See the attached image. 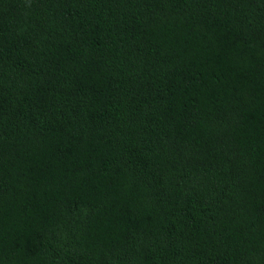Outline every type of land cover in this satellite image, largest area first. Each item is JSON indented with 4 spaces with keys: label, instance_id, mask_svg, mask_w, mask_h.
<instances>
[{
    "label": "trees",
    "instance_id": "trees-1",
    "mask_svg": "<svg viewBox=\"0 0 264 264\" xmlns=\"http://www.w3.org/2000/svg\"><path fill=\"white\" fill-rule=\"evenodd\" d=\"M0 264H264V0H0Z\"/></svg>",
    "mask_w": 264,
    "mask_h": 264
}]
</instances>
